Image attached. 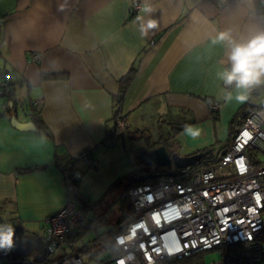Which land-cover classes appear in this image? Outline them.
Returning <instances> with one entry per match:
<instances>
[{"label":"crops","instance_id":"1","mask_svg":"<svg viewBox=\"0 0 264 264\" xmlns=\"http://www.w3.org/2000/svg\"><path fill=\"white\" fill-rule=\"evenodd\" d=\"M139 1L142 10L131 13V0H0V71L11 78V109L0 112V222L15 229L14 247L0 250L4 264L30 258L35 241L39 254L31 259L44 251V219L66 200L62 169L85 148L96 159L105 139L117 136L116 114L137 132L134 139L154 143L161 134L170 150L189 156L226 145L229 123L264 86L244 102L217 99L234 88L216 76L230 67L228 48L212 43L220 32L244 40L264 30V0ZM131 68L119 103V82ZM208 101L217 105L215 121ZM31 106L42 127L15 129L11 118L30 122L24 113ZM182 120L194 123L174 132ZM95 163L75 167L83 175L99 170ZM104 216L92 217L109 225ZM68 246L75 253L79 244Z\"/></svg>","mask_w":264,"mask_h":264},{"label":"built area","instance_id":"2","mask_svg":"<svg viewBox=\"0 0 264 264\" xmlns=\"http://www.w3.org/2000/svg\"><path fill=\"white\" fill-rule=\"evenodd\" d=\"M130 10H142L141 2L131 0ZM10 84V76L0 71L1 113L10 104ZM210 109L217 111V105ZM24 114L33 118L32 111ZM123 118L122 113L115 115L114 130L129 128ZM105 143L112 147L114 137H107ZM209 152L205 158L217 165L194 171L186 182L175 180V174L162 178L165 181L151 179L130 187L126 192L131 214L113 236L112 249L104 254L108 259L101 255L90 263L83 260L82 256L88 257L83 252L57 256L65 246L63 238L87 219L78 206L82 172L74 162L68 163L62 169L65 203L44 219V251L31 260L10 259V264H264V162L260 161L264 110H251L223 151L216 147ZM74 160L90 168L96 164L90 148L81 150ZM209 252L219 258L205 262Z\"/></svg>","mask_w":264,"mask_h":264},{"label":"rangeland","instance_id":"3","mask_svg":"<svg viewBox=\"0 0 264 264\" xmlns=\"http://www.w3.org/2000/svg\"><path fill=\"white\" fill-rule=\"evenodd\" d=\"M251 102H254L257 105L264 104V94L254 97ZM167 132V131H166ZM138 135V134H137ZM170 135V132L166 133V136ZM116 146L112 148H106V146H101L99 149L98 155L95 156V160L98 163V169L95 170H86L83 174L82 180L80 181L81 185L79 186V191L84 201V206H90L86 208L89 219L93 216V213L104 214L108 220L109 225L95 224L92 225L91 231L88 233V239L93 238L96 235L103 236L104 233H107L113 226L118 222L120 214V205L119 198L123 195L128 184L127 176L134 170L133 162L135 160L136 152L139 149L145 148L146 150H151L152 146H149V143L144 138L133 139L132 137L125 136L118 132ZM153 143V142H151ZM225 143H220L219 145H224ZM177 153L182 155V151L177 149ZM183 156V155H182ZM260 161L264 162V155L260 156ZM172 165V164H171ZM171 168H174L171 166ZM92 169V168H90ZM169 169V166L168 168ZM116 201V202H115ZM127 199L125 200L126 205H124L125 213L128 206ZM119 208V209H118ZM92 219V218H91ZM94 229L96 231H94ZM39 234V233H38ZM41 236V235H40ZM34 239V238H33ZM39 239L42 241L41 237ZM37 242H33L32 248L34 255L39 254V249L35 245ZM80 246V245H79ZM96 245H91L92 250H96ZM71 252V249L68 245H65L59 250L57 256H63ZM78 252V251H75ZM81 253V252H79ZM27 258V260H31ZM83 260H86L85 256H82ZM219 258V255L216 252H209L204 256L205 262L213 261ZM6 263L5 260L1 259L0 264Z\"/></svg>","mask_w":264,"mask_h":264},{"label":"trees","instance_id":"4","mask_svg":"<svg viewBox=\"0 0 264 264\" xmlns=\"http://www.w3.org/2000/svg\"><path fill=\"white\" fill-rule=\"evenodd\" d=\"M134 75H135V70L133 68H131L130 71L128 72V74L121 78V80L119 82L120 83L119 93L117 94L119 103L122 102L123 97H124L123 94L125 93L126 89L128 88V86H129L131 80L133 79ZM261 94H264V86L259 87L257 89H254L251 92V95H253V96H259ZM9 101L11 103L10 99H9ZM207 104H209V106H211L212 102L208 101ZM10 109H11V107L8 106V110L2 114L9 113ZM256 109L264 110V105H261V106L256 105L255 103L250 102V100L239 109V111L235 114L234 118L232 119V121L228 125V127H229V129H228V142L226 145L219 148L220 151H223V149L232 140L233 135L240 128V125L243 123V121L245 120L248 113L251 112V110H256ZM36 110H37L36 107L31 106L30 111L33 112V118L30 119V122L33 123L34 127L39 129L42 127V123H41L42 121L40 120L39 114L37 113ZM210 113H211V115H214L213 119L215 121L217 118V115H216L217 111L214 112V111L210 110ZM192 123H194L193 120L192 121H183L182 120L178 124L176 123L175 125H172L171 129H173L174 132L179 133L181 130H183L182 128L184 125H190ZM114 132H115V134H118V132H119L120 134H123V135L128 136V137H132L133 139L136 138V134H137V132L135 130L129 131L127 128L122 132H120V131H114ZM137 139H138V137H137ZM114 140L116 143V138H114ZM145 140L147 141V143H149L150 147L152 146L151 150L155 149V147H157V146L163 145L167 148V151L169 150L170 152H172V150L169 149L170 147L168 148V146H167V138L164 135L159 134L158 139L155 140L154 143H151L150 140H148V139H145ZM115 143H113L114 145L112 147L115 146ZM104 144L107 147H109L105 142H104ZM143 149H145V148H143ZM212 149H214V147H211V148L205 149V150H212ZM141 150L142 149H139L136 152L135 160L133 162V165H134V170L132 171L133 173H131L127 176V178H128L127 180H128L129 185L127 186L123 195L119 198L120 211H121L122 215L120 214L117 224L106 233L109 237H107V239H104V241L103 240L99 241V240H101L100 239L102 237L101 235H96L93 238L90 237V239L87 238L88 233L91 231L90 229H92V225L95 224V222H97V221H95L97 218L91 217L92 219L91 218L88 220L86 219V222L83 224V226L74 230V232H72L68 236L64 237L62 240L63 244L70 245V246L74 245V243H78L80 246H78L75 251L86 253V255H88V257L86 258V261H88L89 263H90V261H92L93 258H95L97 256L104 255L103 253H107V254L110 253L109 251L112 249V242L111 241H112L113 236L117 233L119 228L127 221L128 217H129L128 215L131 214L132 209H131V205L129 204L130 201H129V198L127 196L126 191H128V189L130 187H132L133 185L142 184V183L138 182L137 177L139 175H143L146 172H150V170L153 168L152 166L143 164L141 162L140 155H139V152ZM148 151H150V150H148ZM92 160L95 162L93 157H92ZM71 162L76 163L77 161H75L73 159ZM216 165H217V162L214 159H206V158L201 159L197 164H194L193 167L188 168V169H182L181 171L177 172L176 176H175V180L186 182L189 179V176L191 174H193L194 171H197L199 169L209 168V167H215ZM36 169L37 168H35V169L34 168H28V169H24L23 172L24 173L32 172V171H35ZM81 180H82V178H81ZM159 180L165 181L166 179L161 178ZM80 181L78 183V188L80 186ZM126 199L128 201L127 204L129 206V208H127V211L125 213L124 209H126V208H124V205H126V204H124V203H125ZM78 206H80L83 209V211L85 212V214H87L86 207L83 206V204L81 202H79ZM97 243L99 244V248L96 250H92V247H90V246L96 245ZM106 259H108V255L107 256L104 255V260H106ZM13 260H16V259H13Z\"/></svg>","mask_w":264,"mask_h":264},{"label":"clouds","instance_id":"5","mask_svg":"<svg viewBox=\"0 0 264 264\" xmlns=\"http://www.w3.org/2000/svg\"><path fill=\"white\" fill-rule=\"evenodd\" d=\"M212 43L225 44L228 48L226 63L230 67L218 71L216 76L225 86L234 88V91L221 89L222 94L217 99H223L225 103L246 101L251 90L264 85V30L244 40H237L230 31H224L213 37ZM186 132L192 136L199 134L191 127L186 128ZM14 236L12 224L0 223V250H11L15 243Z\"/></svg>","mask_w":264,"mask_h":264},{"label":"water","instance_id":"6","mask_svg":"<svg viewBox=\"0 0 264 264\" xmlns=\"http://www.w3.org/2000/svg\"><path fill=\"white\" fill-rule=\"evenodd\" d=\"M12 126L20 131H34V125L31 122L20 123L15 117L11 118ZM210 150H204V152H195L189 156L179 155L177 152L169 150L163 145L155 147L150 151L143 149L139 152L141 162L146 165H151L154 167H165L167 168L169 165L175 167L177 171H181V169H188L193 167L198 161L202 158H205L210 152ZM175 172L169 173H157L156 174H144L139 175L137 177L138 182L144 183L146 180H157L161 178H169L174 177Z\"/></svg>","mask_w":264,"mask_h":264},{"label":"flooded vegetation","instance_id":"7","mask_svg":"<svg viewBox=\"0 0 264 264\" xmlns=\"http://www.w3.org/2000/svg\"><path fill=\"white\" fill-rule=\"evenodd\" d=\"M171 166L172 165H169V169H167L168 167L165 168V167H154V166H152L153 168L150 170V172H146L144 174H156L157 175V173H169V172H172L175 170V167L173 166L174 168H171Z\"/></svg>","mask_w":264,"mask_h":264},{"label":"snow or ice","instance_id":"8","mask_svg":"<svg viewBox=\"0 0 264 264\" xmlns=\"http://www.w3.org/2000/svg\"><path fill=\"white\" fill-rule=\"evenodd\" d=\"M171 211H173L177 216L179 215V211L177 209H172Z\"/></svg>","mask_w":264,"mask_h":264}]
</instances>
